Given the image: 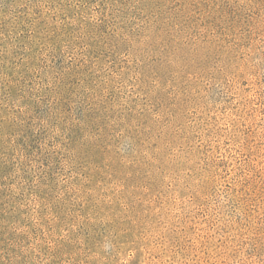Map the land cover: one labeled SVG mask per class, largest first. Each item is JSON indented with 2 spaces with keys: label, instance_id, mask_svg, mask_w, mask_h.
I'll return each instance as SVG.
<instances>
[{
  "label": "rangeland",
  "instance_id": "1",
  "mask_svg": "<svg viewBox=\"0 0 264 264\" xmlns=\"http://www.w3.org/2000/svg\"><path fill=\"white\" fill-rule=\"evenodd\" d=\"M0 264H264V0H0Z\"/></svg>",
  "mask_w": 264,
  "mask_h": 264
}]
</instances>
